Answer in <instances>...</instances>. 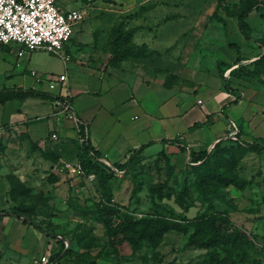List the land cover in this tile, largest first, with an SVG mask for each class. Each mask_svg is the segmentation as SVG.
Returning a JSON list of instances; mask_svg holds the SVG:
<instances>
[{"label":"rangeland","instance_id":"1","mask_svg":"<svg viewBox=\"0 0 264 264\" xmlns=\"http://www.w3.org/2000/svg\"><path fill=\"white\" fill-rule=\"evenodd\" d=\"M70 1L81 14L71 41L78 42V35L84 30L88 41L77 44L94 47L103 56H109L113 71L124 76L134 74L144 83L177 94L196 92L209 82L214 87L228 85L234 92V101L237 96L247 100L244 130L249 137L243 136L244 142L252 143L251 137L257 135L259 127L264 132L259 123L260 118L264 119V71L231 76L221 66L224 73L218 68L215 80L211 78L212 64L217 63L215 49L223 37L227 17L241 5L264 0ZM159 38L166 39L162 46L157 45ZM33 53L35 64L46 71L60 67L57 55ZM247 65L253 68L251 62ZM56 90L53 100L61 105L62 95ZM232 125L231 122L230 130ZM7 132L11 142L19 141L21 158L31 161V166H35L31 170L36 172L32 174L37 176L26 173L28 178L20 180L13 173L14 168H4L7 202L0 212L20 219L31 218L49 234V246L44 254L23 260L4 245L0 264H30L33 258L42 256L50 264H203L207 249L185 247V243L194 230V221L215 211L229 219L228 225L246 232L253 242V256L264 264V150L247 149L235 164L230 163L231 175L243 186L221 187L224 198L214 199L209 206L191 186L194 176L185 153L173 157L163 149L146 147L127 170L101 179L94 168L82 166L76 151L62 161L59 157V162L44 158L50 163L42 167L34 161L42 160V152L51 148H25L21 144L25 139L22 132ZM3 144L0 142V150ZM74 161L79 162V167ZM24 164L30 169V163ZM185 184L189 186L186 194ZM144 218H163L187 230L170 229L157 241H150L141 236ZM3 237L6 236L1 234L0 238ZM66 250L73 253L64 255ZM84 255V262H80ZM53 258L56 260L52 262Z\"/></svg>","mask_w":264,"mask_h":264},{"label":"crops","instance_id":"2","mask_svg":"<svg viewBox=\"0 0 264 264\" xmlns=\"http://www.w3.org/2000/svg\"><path fill=\"white\" fill-rule=\"evenodd\" d=\"M57 4L62 11L72 10L74 6L70 0H57ZM245 20L250 27V38L240 32L236 17L225 20L223 37L219 38L215 49L217 63L212 64L211 78L217 75L219 61L233 65L238 56L243 60L257 57L262 52L256 35L264 32V17L260 11L254 10ZM72 36L63 49L69 59L64 61L57 55L61 64L52 72L34 62L33 52L42 50L18 56L16 44H0V91L33 88L53 94L57 90L49 87L47 79L65 73L66 80L61 83L63 92L59 97L69 102L72 112L69 115L63 112L57 99L48 97L13 98L0 102V142L4 143L3 151L0 150V209L7 202L4 168H14L13 173L20 180L28 178L26 173L37 176L32 174L36 172L31 170L35 167L31 166V161L21 158L19 141L14 144L9 140L8 129L25 135L21 140L23 147L33 149L31 144L34 143L37 145L34 149L38 150L46 146L60 160L67 159L72 151L77 154L75 142L81 145L87 140L99 153V158L113 165L125 162L144 145L145 148L163 149L173 157L185 153L189 163V149L209 151L219 139L227 138L231 122L236 125L243 141L244 137H249L244 130L248 108L246 98L234 102L233 91L220 84L214 87L210 82V86L204 85L196 92L177 94L144 83L134 74L120 75L108 64L109 56L104 55V59L99 49L77 44L88 41L84 30L78 35V42L71 41ZM164 42L165 38H159L157 45L162 46ZM197 122L208 124L189 130ZM259 123L264 127L263 118ZM80 126L85 136H81ZM258 129L257 135L251 139L264 137L261 127ZM53 134L56 138L52 137ZM13 137L16 138L15 134ZM173 139L176 141L170 142ZM183 144L185 150L180 149ZM40 159L36 158L34 163L42 167L50 163L44 157ZM24 161L30 163V169L25 168ZM21 169H25V174ZM23 219L0 212V235L6 236L0 238V251H4L5 245L17 258L28 260L44 254L49 245L47 234Z\"/></svg>","mask_w":264,"mask_h":264},{"label":"trees","instance_id":"3","mask_svg":"<svg viewBox=\"0 0 264 264\" xmlns=\"http://www.w3.org/2000/svg\"><path fill=\"white\" fill-rule=\"evenodd\" d=\"M254 10L260 11L261 15L264 16V1H255L251 3L248 2L244 5H241L236 13L230 15V17L233 16L237 18L238 28L240 32L247 38H250L251 35L250 27L245 19L249 13ZM256 41L258 42L259 47L262 49V52L258 54L256 59L251 61L253 68H249L247 64H240L238 67L231 69L229 71V75L232 76L233 74L237 73L243 76H251L255 71L259 73L264 71V32L261 33ZM241 59L242 58L238 56L236 63L240 62ZM221 66H224L226 69H228L232 66V64H227L223 61L218 62L220 73H224V70L221 69ZM224 88L226 90L233 91L228 87V85H225ZM35 96L48 97L50 99L56 97L53 94L41 92L33 88H12L0 91V102H4L13 98L22 100ZM237 99H239V96L236 97V101ZM210 117L211 116H208V118ZM207 124V122H197L193 124L189 130H194ZM80 132L81 136H83L84 133L82 126H80ZM228 140H232L233 144L227 145L226 141ZM174 141L176 140H170V142ZM74 144L78 153L77 157L83 167L94 168L101 179L109 178L115 174L112 170L105 167L97 160L100 155L93 149L87 140H83L81 145H79L77 142ZM32 147L36 148L37 145L33 143ZM144 148L145 145L141 146L139 149L135 150L125 162L121 164H115V166L119 169L127 170L130 163ZM180 149L185 150V145L183 144ZM247 149L259 152L263 151L264 137L254 138L252 143H249L244 142L240 138V133H237V140L228 137L227 140L219 139L209 151L203 149H189L188 164L190 165V169L194 176L191 186L195 191L198 192L200 197L208 203L209 206H212L214 199L224 198L223 193L219 190L221 187L227 186L229 184H233L239 188L243 186L240 185L231 175L230 172L232 169L230 163L235 164ZM42 155L44 158L53 162H59V156L53 151L44 150ZM59 165L63 166L61 163H59ZM188 189L189 186L185 184L183 187L185 194V191ZM15 215L18 217L21 216V214L18 213H15ZM23 221L33 225L40 231H43L31 218L26 217L23 219ZM141 221L144 224L141 236L146 237L150 241H157L156 239H158L164 232L170 229L181 230L183 232L187 230V228L181 224L164 220L163 218H144ZM228 222L229 219L217 211L199 217L192 224L194 226V230L189 235L188 240L185 243V247L193 246L207 249L203 264H263L260 259L253 256L251 251L253 242L250 240V237L246 234V232L232 225H228ZM46 234L49 235L48 233ZM72 253V250H66L64 255H71ZM58 255L56 259L59 257ZM56 259L53 258L52 262ZM84 260L85 255L83 256V260H80V262H84Z\"/></svg>","mask_w":264,"mask_h":264},{"label":"built area","instance_id":"4","mask_svg":"<svg viewBox=\"0 0 264 264\" xmlns=\"http://www.w3.org/2000/svg\"><path fill=\"white\" fill-rule=\"evenodd\" d=\"M81 18V14L75 10L62 11L57 0H0V44H16L17 54L22 56L35 50H42L47 53L60 56L64 61L69 56L64 54V45L72 36L73 26ZM257 57L243 59L233 64L226 70V74L238 67L240 64H248ZM66 80L65 73L55 78H48L50 88H56L63 92L61 83ZM59 103V102H57ZM62 111L72 114L69 102L60 101ZM237 128L233 124L228 133V138L237 140ZM56 138V135H52ZM105 167L115 174L122 173L123 169L117 168L104 158H97ZM79 167V162H73ZM69 166V165H67ZM30 264H50L46 256L33 258Z\"/></svg>","mask_w":264,"mask_h":264}]
</instances>
